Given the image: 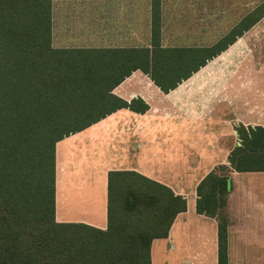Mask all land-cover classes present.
<instances>
[{
  "label": "trees",
  "instance_id": "1",
  "mask_svg": "<svg viewBox=\"0 0 264 264\" xmlns=\"http://www.w3.org/2000/svg\"><path fill=\"white\" fill-rule=\"evenodd\" d=\"M150 47L58 49L52 0H0V264H151V244L167 238L187 202L132 171L107 176L105 230L55 221V146L123 108L145 112L112 91L135 71L164 93L264 17V0L208 47L161 46L160 1L151 2ZM229 165L196 188L197 214L217 222V264L227 261L224 213L232 172L264 171V129L236 128Z\"/></svg>",
  "mask_w": 264,
  "mask_h": 264
},
{
  "label": "crops",
  "instance_id": "2",
  "mask_svg": "<svg viewBox=\"0 0 264 264\" xmlns=\"http://www.w3.org/2000/svg\"><path fill=\"white\" fill-rule=\"evenodd\" d=\"M159 1L163 48L212 46L260 3L207 0V9L219 6V20L227 27L213 33L210 25L202 37L216 39L186 46L166 43L165 38L179 34H165L169 0ZM151 2L52 0V46L150 47ZM212 14L207 11V24ZM192 31L190 36H199ZM112 94L137 107L141 101L147 110L119 109L56 144L55 221L105 230L108 173L136 172L187 202L167 238L152 242L151 264H217V222L196 213V188L215 167L229 165L230 151L240 144L237 127L264 129V17L173 90L164 93L135 71ZM230 177L224 209L228 264H264V171L232 172Z\"/></svg>",
  "mask_w": 264,
  "mask_h": 264
},
{
  "label": "rangeland",
  "instance_id": "3",
  "mask_svg": "<svg viewBox=\"0 0 264 264\" xmlns=\"http://www.w3.org/2000/svg\"><path fill=\"white\" fill-rule=\"evenodd\" d=\"M245 3L251 0H244ZM213 2V1H212ZM168 4H166L165 12H166V20H165V27L167 30L165 31V34L168 35V33H178V36H175V38H165L168 41L166 43H172L174 42V45H186V46H199L204 45L214 39H216L215 36L212 37H202L203 31L207 35V28L211 25L213 29V33L215 31L221 32L225 29L224 23L226 21L219 20L220 17H222L223 13H220L217 8L219 6H212L211 9H207V0H176V1H167ZM251 4H249L250 6ZM221 8L226 9V6H222ZM246 8V7H245ZM228 9L230 12H232V8L229 5ZM210 10V11H209ZM220 10V9H219ZM246 10V9H245ZM207 11L208 13L213 12V16H211L208 19L207 24ZM219 13V14H218ZM213 17V20H212ZM204 25V26H203ZM193 29L196 30L197 33H199V36L192 37L190 36V31ZM193 33V31H192ZM196 33V35H197ZM172 45V44H171ZM234 70V69H233ZM204 86V85H203ZM263 263V262H262Z\"/></svg>",
  "mask_w": 264,
  "mask_h": 264
}]
</instances>
